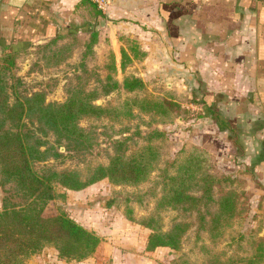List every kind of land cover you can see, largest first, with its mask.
Returning a JSON list of instances; mask_svg holds the SVG:
<instances>
[{
	"label": "rangeland",
	"instance_id": "rangeland-1",
	"mask_svg": "<svg viewBox=\"0 0 264 264\" xmlns=\"http://www.w3.org/2000/svg\"><path fill=\"white\" fill-rule=\"evenodd\" d=\"M74 2L70 6L62 4L60 10L72 13L67 22L79 27L77 35L48 39L15 55V66L10 72L14 77L10 84L16 86L11 90L12 99L15 92L22 96L43 92L46 104H62L71 90L78 88L87 93L96 91L94 104L109 113L81 120L80 126L93 139L89 151L67 152L62 147L60 153L64 157L37 164V169L46 166L85 173L89 168L108 165L117 152L131 156L149 142L159 148L160 161L139 186H117L104 180L79 192L68 191L65 201L49 203L44 216L64 213L103 238L96 255L81 264H173L179 256L197 263L203 261L201 247L211 244L208 227L218 212L217 202L224 193L232 191L238 203L237 215L214 249L227 257L239 258L241 264H247L253 256L256 264H264V112L249 104L239 108L238 99L242 98L237 88H216L218 91L197 88V78L191 76V70L189 74L165 77L157 62L145 60L143 46L136 38L122 35L117 56L110 36V17L89 0ZM87 24L89 31L84 33L81 28ZM11 52L0 47V62L4 63ZM123 52L127 56L124 60ZM131 77L142 80L144 89L126 93L123 83ZM115 82L121 89L105 96L103 88H115ZM136 97L170 101L179 107L169 116L125 109L124 103ZM46 139L53 143L56 138L49 133ZM193 148L204 152L208 173L219 180L214 187L213 202L208 207L202 206L199 212L183 208L162 212L165 230L179 222L191 227L179 253L165 248L149 253L146 242L150 231L129 221L125 214L129 212L135 218L149 216L162 194V171L167 169L172 174L176 167L170 164L181 161ZM192 193L202 194L197 190ZM4 195L5 188L0 186V208ZM29 264L65 263L57 258L55 249L48 247Z\"/></svg>",
	"mask_w": 264,
	"mask_h": 264
},
{
	"label": "trees",
	"instance_id": "trees-1",
	"mask_svg": "<svg viewBox=\"0 0 264 264\" xmlns=\"http://www.w3.org/2000/svg\"><path fill=\"white\" fill-rule=\"evenodd\" d=\"M16 54L12 51L4 63L0 62V186L5 188L0 208V264H29L48 247L55 249L58 259L65 264L83 263L96 255L103 238L64 213L45 217L47 206L55 200L65 201L68 191L79 192L104 180L117 186H139L156 170L159 148L149 142L131 156L117 152L108 165L89 168L85 173L46 166L38 170L37 164L64 157L60 153L62 147L67 152L89 151L93 139L80 122L86 117H103L109 110L94 104L96 91L87 93L78 88L71 90L68 100L62 104H46L43 92L26 96L15 92L12 99L11 90L16 86L10 84L14 80L10 72L15 66ZM124 56L126 59L123 52V60ZM114 87L103 88V94L109 96L121 89L118 82ZM122 89L137 93L144 89V83L135 77L125 78ZM175 107L179 106L174 102L150 97H136L124 103V108L130 111L135 108L160 116H169ZM49 133L56 138L53 143L46 139ZM154 133L162 135L159 131ZM204 155L193 148L181 161L170 164L176 167L172 174L167 169L162 171V194L149 216L135 218L129 212L125 214L129 221L150 231L147 252L165 248L179 253L191 227L189 223L179 222L165 230L162 212L178 208L199 212L202 206L208 207L213 202L214 187L219 180L208 173ZM195 190L201 191V196L194 195ZM217 204L218 212L208 227L211 244L201 247L203 261L190 263L179 256L173 264H241L239 258L227 257L214 249L237 215L235 193H224ZM255 257L247 264H256Z\"/></svg>",
	"mask_w": 264,
	"mask_h": 264
},
{
	"label": "crops",
	"instance_id": "crops-1",
	"mask_svg": "<svg viewBox=\"0 0 264 264\" xmlns=\"http://www.w3.org/2000/svg\"><path fill=\"white\" fill-rule=\"evenodd\" d=\"M74 1L0 0V47L19 54L77 35L67 22L72 13L60 10ZM107 17L116 55L122 35L136 38L165 77L191 70L197 88H237L239 108L264 112V0H114Z\"/></svg>",
	"mask_w": 264,
	"mask_h": 264
},
{
	"label": "built area",
	"instance_id": "built-area-1",
	"mask_svg": "<svg viewBox=\"0 0 264 264\" xmlns=\"http://www.w3.org/2000/svg\"><path fill=\"white\" fill-rule=\"evenodd\" d=\"M103 14L108 16L110 9L114 4V0H89Z\"/></svg>",
	"mask_w": 264,
	"mask_h": 264
}]
</instances>
